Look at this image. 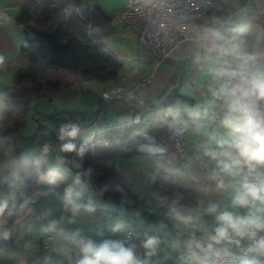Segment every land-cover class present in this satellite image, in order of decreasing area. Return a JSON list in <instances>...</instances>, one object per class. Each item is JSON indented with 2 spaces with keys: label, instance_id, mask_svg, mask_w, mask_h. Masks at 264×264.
I'll use <instances>...</instances> for the list:
<instances>
[{
  "label": "crops",
  "instance_id": "0c3cea01",
  "mask_svg": "<svg viewBox=\"0 0 264 264\" xmlns=\"http://www.w3.org/2000/svg\"><path fill=\"white\" fill-rule=\"evenodd\" d=\"M101 5L106 11L114 13L113 25L115 32L106 39V49L113 52L122 60V66L116 77L112 80H90L83 84H74L63 89H56L51 94L37 100L51 102V105L34 103L28 109V118L21 128L26 134H20L9 148L8 160L0 159V174L10 170V163L18 161L28 155H34L43 160L47 169L56 166L63 158L62 169H67L65 183L62 187H54L48 196L36 200L32 196L25 202L24 212L12 223L10 229L4 230V236L13 241L11 246L0 248V264H68V259L61 255V247L66 246L61 236L43 231L51 222H57L58 229L71 233L79 231L84 238L96 242L111 239L116 240L123 230L135 229L146 238L151 237L152 231L161 235L159 256L170 254L173 259L176 253L168 246L172 238H180L182 233L177 226L163 219H148L143 211L165 213V207H159L151 188V180L156 172L163 166L189 170L192 174V183H199L214 187L219 177L213 176L215 164L203 156L204 145L214 141L209 140L213 131L227 136V130L221 126L220 110L217 102L211 95V89L216 82L210 75L212 66L209 49L215 42V34L223 38L220 43H243L250 52L258 56V62L264 63V48L258 47L261 36L260 27L250 18L251 12H262L264 8L257 6L255 0H234L224 9L206 16L191 28L187 38L177 43L168 53L161 57L148 54V58L133 54L132 44L138 45L136 34L123 27L118 18V13L125 0H86ZM41 0H0V93L6 85L11 84L17 69L26 64V59L20 51L24 42L23 27L16 20L22 6H36ZM116 21L120 28L128 35H119V30L114 24ZM113 38L119 42L120 48L109 46ZM114 41V40H113ZM116 42V41H115ZM142 49V48H141ZM144 51V50H143ZM126 57L130 63H125ZM150 74V84L142 90V95L151 106V109L141 111L132 103L112 101L103 103L100 97L102 91L113 85L121 84L130 86L141 74ZM178 93L179 95L171 94ZM171 97V98H170ZM165 106V111L173 118V136L179 135L188 142L185 156L182 159H171L164 153V147L152 143L140 146L147 152L133 155H118L109 158L104 163L116 167L129 187L139 194V199L133 198L124 192L121 200L116 202L111 198H96L89 186L81 179V184L73 183L75 173L67 166L65 152L60 150L61 141L58 136L60 123L68 116L84 124L80 129V138H92L101 135L104 128L126 124L139 120L148 115V112ZM42 116V117H40ZM98 118L99 123L91 126ZM193 121V122H192ZM181 124L180 128L177 125ZM151 141V140H150ZM72 143H75L73 140ZM29 146V147H28ZM47 147V152L44 151ZM125 150V148L123 149ZM121 150V151H123ZM126 158V159H122ZM126 160V161H125ZM124 163V164H123ZM124 165V166H123ZM125 168L127 176H124ZM82 172L84 170L82 169ZM13 176V174L11 173ZM4 176H0V181ZM73 188V201L81 207L73 213L71 205L65 199V189ZM192 190V196L182 200L181 196L169 197L179 199V203L186 208L195 207L198 203L206 206L209 202L219 201V194L207 195L197 192L193 187L184 186ZM75 193H80L77 198ZM90 206L91 212L86 210ZM120 224L119 231H113ZM49 236L47 243L43 238ZM74 248L71 256H78ZM145 250L142 249V256ZM173 259L162 261V264H173Z\"/></svg>",
  "mask_w": 264,
  "mask_h": 264
},
{
  "label": "clouds",
  "instance_id": "9594fccd",
  "mask_svg": "<svg viewBox=\"0 0 264 264\" xmlns=\"http://www.w3.org/2000/svg\"><path fill=\"white\" fill-rule=\"evenodd\" d=\"M222 40L215 34L209 49L214 53L209 72L216 82L211 95L219 106L220 123L227 136L213 131L209 140L214 141V146L205 144L203 151V156L215 164L213 176L219 179L214 187L193 184L191 172L180 168H169L161 177L166 184L190 186L205 195L219 194L221 199L206 206L198 203L186 208L178 198L170 200L153 194L159 207L166 206L165 215L182 233L168 245L176 253L174 259L170 254L159 256L161 241L157 237L143 242L145 252L140 256L134 244L111 239L96 242L82 237L79 231L68 233L58 229L53 221L43 231L63 238L67 247H61V255L68 259V264H162L169 259H173V264H264V63L258 62V56L247 45L220 43ZM8 106V97L0 93V118ZM79 134L77 125L65 124L58 136L66 141L61 145L62 152H74L82 159L86 148H77L71 142ZM8 144V137H0V153L7 155ZM63 163L61 158L42 178L51 185L65 179L68 170L61 168ZM73 183L81 184L79 174ZM73 194L72 187L65 189V199L76 213L81 206L73 201ZM75 195L79 198L81 194ZM86 210L93 209L86 206ZM121 227L117 224L113 231ZM73 248L78 252L75 258L71 256Z\"/></svg>",
  "mask_w": 264,
  "mask_h": 264
},
{
  "label": "trees",
  "instance_id": "16d2710c",
  "mask_svg": "<svg viewBox=\"0 0 264 264\" xmlns=\"http://www.w3.org/2000/svg\"><path fill=\"white\" fill-rule=\"evenodd\" d=\"M114 17V13L101 5L86 0H41L36 6L20 8L16 20L23 27L24 42L20 51L26 64L16 70L11 84L2 92L8 97L9 106L0 118V137L9 138L8 146L19 135L27 121L28 109L35 100L70 85L116 77L122 60L106 49V39L115 32ZM250 18L260 27L258 47L264 48V13L251 12ZM173 95L179 94H171V97ZM168 102L170 100L139 120L104 128L98 137L73 140L77 148L84 146L86 153L82 159L74 152L65 153L67 166L75 175H80L96 198L119 202L126 192L139 199V194L129 187L119 170L104 162L118 155L147 152L140 149L147 143L164 147V153L168 155L174 137L173 118L165 111ZM118 144L125 150H116ZM3 155L0 153V159ZM73 161L80 166L76 167ZM46 171L43 160L28 155L18 161L16 179L8 170L0 174L4 176L0 181V248L13 244L10 237L4 236V230L10 229L13 221L24 212L26 201L32 196L41 200L50 194L52 188L64 185L65 179L55 185L49 184L42 178ZM165 174L166 168L162 166L151 180V188L157 194L181 196L182 200L192 196V190L187 187L164 183L161 177ZM143 215L174 224L165 213L143 211Z\"/></svg>",
  "mask_w": 264,
  "mask_h": 264
},
{
  "label": "built area",
  "instance_id": "2783aa9c",
  "mask_svg": "<svg viewBox=\"0 0 264 264\" xmlns=\"http://www.w3.org/2000/svg\"><path fill=\"white\" fill-rule=\"evenodd\" d=\"M234 0H125L118 13L123 27L136 34L138 45L150 56L161 57L168 53L177 43L187 38L191 28L210 13L224 9ZM151 75L141 73L130 86L116 84L101 92L103 103L122 101L132 103L141 111L151 109L142 95L151 82ZM193 122V121H192ZM99 123L96 118L90 125ZM65 124H75L80 129L84 124L72 116L66 117L58 127ZM181 124L177 125L180 128ZM188 142L179 135L173 137V148L168 153L171 159H182L185 156ZM157 231L151 232V237H158ZM49 236L43 238L47 243ZM147 238L135 229L123 230L116 240H123L126 244L136 245V252L142 256V245ZM76 254L77 251H74Z\"/></svg>",
  "mask_w": 264,
  "mask_h": 264
},
{
  "label": "rangeland",
  "instance_id": "374dc122",
  "mask_svg": "<svg viewBox=\"0 0 264 264\" xmlns=\"http://www.w3.org/2000/svg\"><path fill=\"white\" fill-rule=\"evenodd\" d=\"M255 3H256V5L258 6H261V8H264V0H255ZM114 24L117 26V28H118V30H119V35H128V33L127 32H125V31H123L121 28H120V26L119 25H117V23H116V21H114ZM114 40V41H113ZM116 41V42H115ZM107 44H109V46H114V47H117V48H120V45H119V42L116 40V38H113L112 39V41H110L109 43H107ZM132 52H133V54L134 55H136V56H139V57H145V59L146 58H148V53H146L145 51H143L141 48H139V47H137V45L135 44V43H133L132 44ZM120 58H124L125 59V63H130V61L128 60V59H126V57H123V55H121V57ZM44 100H36V102L32 105V106H34L35 104L37 105H39L40 103H45V104H48V105H51L52 107H54L53 106V104L51 103V102H49V103H46V102H43ZM39 115V114H38ZM40 116V115H39ZM40 117H42V116H40ZM92 123V121L90 122V123H88V124H91ZM172 127H173V125H172ZM22 129H20V131H19V135L16 137V138H19V137H21L23 134H26V131L25 132H23V131H21ZM173 130V129H172ZM23 133V134H22ZM20 134H22L21 136H20ZM15 138V139H16ZM10 146V145H9ZM9 146H8V149H9V151H10V149L11 148H9ZM143 146V145H142ZM29 147V146H28ZM116 150H118V151H121V150H123L125 147L123 146V145H120V144H118L116 147ZM9 151H8V153H7V155H3L2 156V158L1 159H7L8 160V154H9ZM122 159H126V158H122ZM126 161V160H125ZM74 162V161H73ZM72 162V163H73ZM124 164V163H123ZM75 165V164H74ZM124 166V165H123ZM10 170H11V173L13 174V177H14V179H16L17 178V171H18V169H17V167H16V163H15V161H12L11 163H10ZM121 170H123V174H124V176H127V173H126V170H125V168H122Z\"/></svg>",
  "mask_w": 264,
  "mask_h": 264
}]
</instances>
